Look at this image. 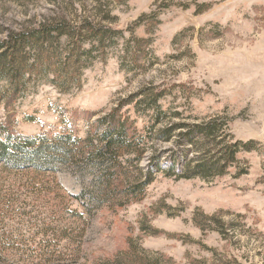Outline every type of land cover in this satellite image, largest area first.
<instances>
[{"label": "rangeland", "instance_id": "rangeland-1", "mask_svg": "<svg viewBox=\"0 0 264 264\" xmlns=\"http://www.w3.org/2000/svg\"><path fill=\"white\" fill-rule=\"evenodd\" d=\"M42 23L62 33L47 45L54 59L32 52L18 96L0 80V123L82 142H61L46 174L0 166L6 256L264 264V0H0L1 39ZM116 109L141 137L119 159L122 185L150 181L141 200L119 193L122 207L98 199L108 161L80 153ZM210 121L214 138L192 143L174 127ZM233 144L235 161L218 160Z\"/></svg>", "mask_w": 264, "mask_h": 264}, {"label": "trees", "instance_id": "trees-1", "mask_svg": "<svg viewBox=\"0 0 264 264\" xmlns=\"http://www.w3.org/2000/svg\"><path fill=\"white\" fill-rule=\"evenodd\" d=\"M53 25V23H42L36 28L18 31V33L11 32L8 33L5 39L0 38V80L13 85L11 87L12 96L20 95L23 90L24 83H21V80L32 66L28 64V60L34 57L32 52H36L37 64L41 62L42 55L45 53L49 54L51 59H54V54L50 52L47 45L62 33L58 27ZM90 117L89 114L88 119ZM174 127L176 129L180 128L182 132L185 131L183 135L186 136L187 141L192 143L193 135L203 140L208 137L214 138L218 125L215 121H210L205 124H179ZM170 131L171 129L165 132ZM140 138L131 123L119 115L116 109L110 114L109 123L97 143L86 141L85 147L81 148L80 153L85 154L87 160L108 161V168L96 175L98 188L101 191L98 199L109 200L110 204L116 207L124 205L113 203L121 192H125L130 196L127 203L131 200L142 199L144 188L150 181L125 187L122 185L119 173H117V167L120 166V157L128 148L137 146ZM69 141L74 145L82 142L74 135L72 137V134L68 132L55 133L54 135L51 132L25 135L7 124L0 123V166L15 173L46 174L52 170V165L58 161L56 152L59 151V144L63 142L68 146ZM196 144L193 141V145ZM242 146V148L248 149L249 145L242 144ZM238 150L239 147L235 144L220 149L218 160H223L225 157L224 161L233 162ZM193 168L196 169L195 172H199L206 170L208 166L204 161H201ZM84 197L85 195L82 193L78 198H75L82 200ZM5 252L6 247L0 246V264H14ZM60 258L58 253L56 255L39 253L35 264L59 263ZM112 264H121V262L118 257H114Z\"/></svg>", "mask_w": 264, "mask_h": 264}]
</instances>
